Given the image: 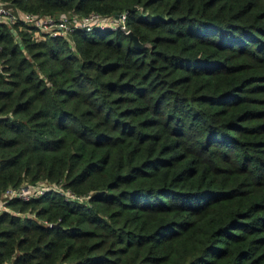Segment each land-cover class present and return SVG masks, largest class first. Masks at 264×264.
Masks as SVG:
<instances>
[{
    "label": "trees",
    "instance_id": "1",
    "mask_svg": "<svg viewBox=\"0 0 264 264\" xmlns=\"http://www.w3.org/2000/svg\"><path fill=\"white\" fill-rule=\"evenodd\" d=\"M2 1L145 44L0 19V264H264V0Z\"/></svg>",
    "mask_w": 264,
    "mask_h": 264
},
{
    "label": "built area",
    "instance_id": "2",
    "mask_svg": "<svg viewBox=\"0 0 264 264\" xmlns=\"http://www.w3.org/2000/svg\"><path fill=\"white\" fill-rule=\"evenodd\" d=\"M126 11L122 10L116 14H103L98 10H90L81 13L74 9L60 10L57 12H37L29 9H15L0 0V19L8 23L19 22L33 29L35 35L61 34L69 36L76 28L91 30L95 27L121 26L126 31L130 29L125 23ZM56 190L68 199L83 201L90 193H78L70 188H65L59 183L35 182L7 185L0 194V213L9 209L8 201L11 198L29 199L38 197L47 190Z\"/></svg>",
    "mask_w": 264,
    "mask_h": 264
},
{
    "label": "water",
    "instance_id": "3",
    "mask_svg": "<svg viewBox=\"0 0 264 264\" xmlns=\"http://www.w3.org/2000/svg\"><path fill=\"white\" fill-rule=\"evenodd\" d=\"M13 31L16 32L15 29H13ZM128 32H129V34L133 37L134 42H135L137 45L142 46V45L145 44V42L141 41V40L139 39L138 35H137L136 33H134L131 29H130ZM19 41H21L20 38H19Z\"/></svg>",
    "mask_w": 264,
    "mask_h": 264
},
{
    "label": "rangeland",
    "instance_id": "4",
    "mask_svg": "<svg viewBox=\"0 0 264 264\" xmlns=\"http://www.w3.org/2000/svg\"><path fill=\"white\" fill-rule=\"evenodd\" d=\"M21 183H25L26 184V183H35V182H29L28 180H23ZM59 184L62 185V182H59ZM9 209H11V208L9 207Z\"/></svg>",
    "mask_w": 264,
    "mask_h": 264
}]
</instances>
